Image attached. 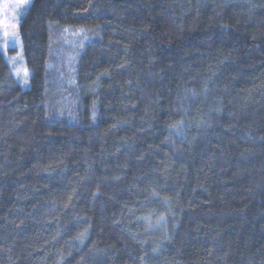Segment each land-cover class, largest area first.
I'll use <instances>...</instances> for the list:
<instances>
[{"label":"trees","instance_id":"16d2710c","mask_svg":"<svg viewBox=\"0 0 264 264\" xmlns=\"http://www.w3.org/2000/svg\"><path fill=\"white\" fill-rule=\"evenodd\" d=\"M57 25L101 26L78 123L46 113ZM18 29L31 85L0 48V264H264V0H32Z\"/></svg>","mask_w":264,"mask_h":264},{"label":"rangeland","instance_id":"374dc122","mask_svg":"<svg viewBox=\"0 0 264 264\" xmlns=\"http://www.w3.org/2000/svg\"><path fill=\"white\" fill-rule=\"evenodd\" d=\"M27 2L19 9L15 10V19L9 20V25H16L15 35L10 34L5 37L4 32L0 29V48L4 52L5 58L9 63L11 72L20 83L21 87L29 88L31 72L27 68L25 55L23 51V43L20 39L19 23L22 16L27 12L29 4ZM7 2L9 4L19 3L20 0H0V3ZM3 22V17H0V23ZM101 26L95 28L78 27L69 28L67 26H55L50 35V54L48 57L49 63L47 66V82L49 92L52 93L45 104L47 108L48 119L55 120L56 118H66L73 123L79 122L78 106L80 102L76 96V81H75V66L80 51L84 50L85 44L90 41H96L100 37L98 31ZM48 94V90L46 92ZM79 103H77V102ZM90 122L97 125V112L92 111Z\"/></svg>","mask_w":264,"mask_h":264},{"label":"snow or ice","instance_id":"6c2138e0","mask_svg":"<svg viewBox=\"0 0 264 264\" xmlns=\"http://www.w3.org/2000/svg\"><path fill=\"white\" fill-rule=\"evenodd\" d=\"M27 0H20L19 3H12L9 4L7 2L0 3V17H3V22L0 23V29L3 30L5 37H7L10 32L9 29H11V34L15 35L16 32V25H9V20H14L15 17V10L21 8Z\"/></svg>","mask_w":264,"mask_h":264}]
</instances>
